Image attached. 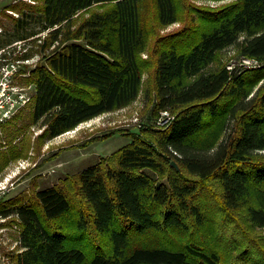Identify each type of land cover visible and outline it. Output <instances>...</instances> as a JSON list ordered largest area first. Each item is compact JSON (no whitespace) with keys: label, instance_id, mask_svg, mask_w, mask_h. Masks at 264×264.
<instances>
[{"label":"trees","instance_id":"obj_1","mask_svg":"<svg viewBox=\"0 0 264 264\" xmlns=\"http://www.w3.org/2000/svg\"><path fill=\"white\" fill-rule=\"evenodd\" d=\"M0 15V64L15 42L13 60H40L16 73L33 91L0 123V172L27 151L11 137L37 125L40 143L123 108L145 72L151 118L173 117L5 197L0 216L19 226L10 264H264V66L239 73L222 57L264 61V0H18Z\"/></svg>","mask_w":264,"mask_h":264},{"label":"rangeland","instance_id":"obj_2","mask_svg":"<svg viewBox=\"0 0 264 264\" xmlns=\"http://www.w3.org/2000/svg\"><path fill=\"white\" fill-rule=\"evenodd\" d=\"M16 1L18 0H0V12L4 7ZM193 1L198 5L216 7L231 0ZM7 11L11 12L10 10ZM182 25L183 22L177 21L161 27L159 33L167 34L177 31ZM40 34L43 35L45 32ZM11 46H13L10 48L11 53H7L9 57L2 60V64L5 61H13V56L22 55L25 52L23 49L24 45L21 42H15ZM148 54L149 50L147 49L143 57H147ZM222 57L228 69L233 68L235 72L239 73L264 66V61L255 63L242 55H237L235 47L222 51ZM38 61H40L39 56H34L29 58L27 64L29 67H34ZM16 67L17 69L20 68V63ZM19 78L20 75H15L11 83L15 84V88L20 87L22 93L31 95L33 85H25L20 82ZM148 81L149 74L145 72L141 91L138 97L130 104L83 122L74 129L53 139L45 138L40 143L37 142V137L42 132V129L38 128L37 125L31 126L26 132L19 134L17 137H11L13 143H23L27 151L24 156L10 161L4 170L0 172L1 179L6 172L19 166L20 163L25 165V168H20L21 176L17 180L15 188L6 197L14 196L20 192L32 194L35 188H44L57 184L60 179L65 178L67 175L75 174L94 162L106 158L121 146L130 142L132 135H135L132 133H139L140 129H162L173 117L170 114L160 112L157 117L151 118L153 108L150 102ZM6 140L5 130L0 126V149L6 148L4 144ZM14 219L16 218L12 216L0 219V226L5 228V233L2 236L3 241H5L2 246L4 258L1 259L0 264H10V254L17 251L14 244H16L19 226ZM258 232L264 234V228L262 230L259 229Z\"/></svg>","mask_w":264,"mask_h":264},{"label":"built area","instance_id":"obj_3","mask_svg":"<svg viewBox=\"0 0 264 264\" xmlns=\"http://www.w3.org/2000/svg\"><path fill=\"white\" fill-rule=\"evenodd\" d=\"M1 53V51H0ZM249 59V58H247ZM4 60V59H3ZM255 63H259L258 61L249 59ZM24 61L25 63L29 62V59L25 60H13L4 62L0 65V123L6 122L9 118H11L15 112H17L21 107L25 106V104L29 101L31 95H26L22 93L19 88H15V84L13 82V78L15 77L18 69L16 66ZM164 114H170L167 111H162ZM25 168V165L22 163L15 168L10 169L6 174L0 179V202L15 188L17 180L21 176V169ZM4 217L0 216V219ZM5 233V228L0 226V261L4 258V253L2 252V246L5 241H3L2 236ZM17 247V240L14 247Z\"/></svg>","mask_w":264,"mask_h":264},{"label":"water","instance_id":"obj_4","mask_svg":"<svg viewBox=\"0 0 264 264\" xmlns=\"http://www.w3.org/2000/svg\"><path fill=\"white\" fill-rule=\"evenodd\" d=\"M171 164L174 165V166H176V162L174 160L171 161Z\"/></svg>","mask_w":264,"mask_h":264}]
</instances>
